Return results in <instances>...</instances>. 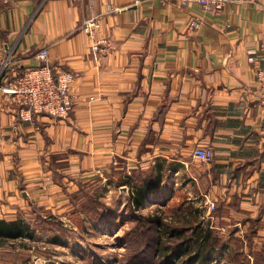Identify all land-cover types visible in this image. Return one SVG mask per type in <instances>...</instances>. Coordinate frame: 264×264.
Listing matches in <instances>:
<instances>
[{
	"label": "crops",
	"instance_id": "0c3cea01",
	"mask_svg": "<svg viewBox=\"0 0 264 264\" xmlns=\"http://www.w3.org/2000/svg\"><path fill=\"white\" fill-rule=\"evenodd\" d=\"M223 10L215 19L173 0H0V221L62 214L82 193L96 204L92 193L127 188L128 202L153 181L144 204L180 202L225 245L264 243V114L247 62L264 50V0ZM191 19L199 31L186 32ZM44 48L54 71L78 73L73 110L30 125L2 88L39 66ZM197 147L211 160L195 158Z\"/></svg>",
	"mask_w": 264,
	"mask_h": 264
},
{
	"label": "rangeland",
	"instance_id": "374dc122",
	"mask_svg": "<svg viewBox=\"0 0 264 264\" xmlns=\"http://www.w3.org/2000/svg\"><path fill=\"white\" fill-rule=\"evenodd\" d=\"M97 194L102 202L95 204L89 198L91 193H82L62 214L31 209L22 221L29 226L33 238L24 236L0 247V264H33L36 259L44 264H169L175 249L166 255L156 249L155 217H164L171 229L189 228L200 221L199 217L195 220L190 208L179 207L178 201L160 207L149 202L134 211L124 200L123 191L115 190L112 195L96 192L92 196ZM199 203L195 206L203 211ZM214 235L218 237L216 232ZM162 236V240L169 241L165 245L168 248L177 244L175 238ZM225 247L210 264H264V243L258 239L244 243L234 239ZM180 261L174 260L173 264Z\"/></svg>",
	"mask_w": 264,
	"mask_h": 264
},
{
	"label": "built area",
	"instance_id": "2783aa9c",
	"mask_svg": "<svg viewBox=\"0 0 264 264\" xmlns=\"http://www.w3.org/2000/svg\"><path fill=\"white\" fill-rule=\"evenodd\" d=\"M167 1V0H163ZM179 7L186 4H195L212 18L217 19L224 7L232 0H173ZM186 32L199 31L202 22L191 19L187 23ZM99 25L96 19L83 21L81 30L89 37L98 30ZM93 51L98 50V45L92 47ZM36 59L41 63L39 66L23 70L13 76L3 86L2 91L10 96L12 104L17 111L19 121L34 124L39 116H49L56 120L67 118L72 112L73 98L70 93L71 84L77 79L78 73L69 71H54L48 62V51L42 49ZM252 65L255 88L259 106L264 114V50L259 49L254 56L247 59ZM1 71L8 67L7 62L2 63ZM2 132L0 130V139ZM195 158L201 162H208L212 158V152L208 149L197 147L193 151ZM209 209L214 210V204H209ZM36 259L33 264H44Z\"/></svg>",
	"mask_w": 264,
	"mask_h": 264
},
{
	"label": "trees",
	"instance_id": "16d2710c",
	"mask_svg": "<svg viewBox=\"0 0 264 264\" xmlns=\"http://www.w3.org/2000/svg\"><path fill=\"white\" fill-rule=\"evenodd\" d=\"M160 180L157 182L159 184ZM153 181L143 183L140 186L134 188V190L129 194L130 206L134 211H138L144 205V199L147 194L154 189L152 186ZM93 209L92 207H89ZM89 212V210H88ZM99 214V212H98ZM195 220L198 221L197 212L194 211ZM166 219L164 217H155L156 229H157V243L156 249L163 255L167 252L175 249V254L173 260H168L169 264H173L174 260H180L181 264H210L216 256H219L224 251V242L214 235V232L209 228L204 229L202 225L197 222L193 223L192 227H178L176 229H171L170 224L166 225ZM168 235L169 238H175L177 244L172 248L165 246L169 241L162 240V235ZM129 235V234H128ZM128 235L124 237L128 238ZM27 237L32 239L33 234L29 226L22 220L17 221H0V247H3L9 241H15ZM220 246V248L216 247ZM192 247L194 251L192 252ZM197 248V249H196Z\"/></svg>",
	"mask_w": 264,
	"mask_h": 264
},
{
	"label": "water",
	"instance_id": "95a60500",
	"mask_svg": "<svg viewBox=\"0 0 264 264\" xmlns=\"http://www.w3.org/2000/svg\"><path fill=\"white\" fill-rule=\"evenodd\" d=\"M122 190H123V192H124L125 194L128 193V192H127V191H128L127 188H123Z\"/></svg>",
	"mask_w": 264,
	"mask_h": 264
}]
</instances>
